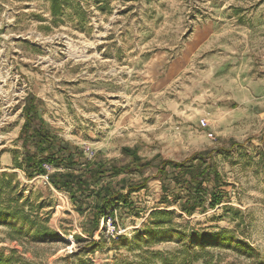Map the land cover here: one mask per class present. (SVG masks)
Listing matches in <instances>:
<instances>
[{"label":"rangeland","instance_id":"1","mask_svg":"<svg viewBox=\"0 0 264 264\" xmlns=\"http://www.w3.org/2000/svg\"><path fill=\"white\" fill-rule=\"evenodd\" d=\"M29 93L80 162L125 163L124 147L153 161L128 175L146 179L131 207L92 229L91 178L58 190L14 167L33 149L20 137ZM159 157L214 166L219 180L204 185L218 186V204L207 194L184 211L188 175L158 172ZM1 172L14 174L24 212L60 237L0 224V264H264V0H64L55 17L50 0H0ZM159 209L169 222L145 233ZM218 231L231 241L208 236Z\"/></svg>","mask_w":264,"mask_h":264},{"label":"trees","instance_id":"2","mask_svg":"<svg viewBox=\"0 0 264 264\" xmlns=\"http://www.w3.org/2000/svg\"><path fill=\"white\" fill-rule=\"evenodd\" d=\"M64 0H50L51 14L57 16L61 11V6ZM81 7L76 4L75 10L82 14ZM41 100L36 98L32 93L27 94L25 104L23 105V113L25 122L21 138L24 141L29 139L32 148L26 149L23 152L22 158L19 161L14 159V167L23 170L29 177L34 174L47 175V183L55 189H82L89 187L93 182L95 190L90 192L94 194L96 201L93 206V228L96 229L100 219L106 218L108 214L117 210L120 206L131 207L133 201L130 200L132 192L138 191L145 186L146 179L141 178L139 182L132 181L128 175L140 174L146 167H152L153 161L146 157H141L135 148L124 147L122 148L123 154L129 156V160L122 164H116L111 159L99 160L94 157L86 162H80V155L82 151L70 142L65 141L64 144L60 143V138L54 135L48 127L41 121L39 104ZM40 121V123H39ZM157 169L160 173H166V167L174 169L179 168L180 171L174 174L176 180H185V174L188 175L186 199L182 203V208L187 213L192 209L204 205L208 200L207 194H210L209 204L212 206L218 204L220 195L219 188L216 185L214 189L209 192V189L204 185L206 181L211 179L214 181L219 180V172L214 166L206 164L201 167L200 165L188 164L177 162L172 159L158 158ZM59 163L65 166L64 171H55L50 173L46 166H58ZM123 173L124 175L117 180L115 177ZM108 177L109 181L105 184L97 182ZM14 174L9 172L0 173V224H6L16 235H20L22 225L28 224L29 230L25 233L32 235L35 239L41 240H57L60 236L58 232L49 227L45 220L41 221L33 219L29 213L23 210L24 202H20L22 196L16 194L18 181L13 179ZM91 178V182L89 179ZM114 182V184H112ZM6 195V199L4 197ZM11 195V196H9ZM171 212L168 210H155L150 214V226L146 227L148 234L156 233L158 228L166 222ZM151 227V228H150ZM90 230L91 233L93 230ZM208 235V234H207ZM213 239H224V241H231L230 236L226 237V232H214L208 235ZM17 237V236H16ZM73 237L78 240L79 235L73 234ZM239 246V243L235 244ZM1 259V258H0ZM162 264H169L163 261Z\"/></svg>","mask_w":264,"mask_h":264},{"label":"built area","instance_id":"3","mask_svg":"<svg viewBox=\"0 0 264 264\" xmlns=\"http://www.w3.org/2000/svg\"><path fill=\"white\" fill-rule=\"evenodd\" d=\"M200 123H201L202 126H206L207 125V122L204 119L201 120ZM46 180H47V175H46Z\"/></svg>","mask_w":264,"mask_h":264},{"label":"crops","instance_id":"4","mask_svg":"<svg viewBox=\"0 0 264 264\" xmlns=\"http://www.w3.org/2000/svg\"><path fill=\"white\" fill-rule=\"evenodd\" d=\"M33 94V93H32ZM35 95V94H34ZM36 96V95H35ZM37 98V97H36Z\"/></svg>","mask_w":264,"mask_h":264}]
</instances>
